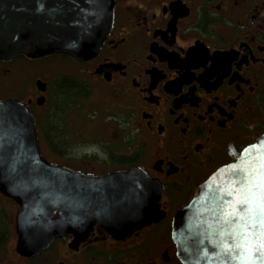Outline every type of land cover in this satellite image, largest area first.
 Returning a JSON list of instances; mask_svg holds the SVG:
<instances>
[{"label":"flooded vegetation","instance_id":"1","mask_svg":"<svg viewBox=\"0 0 264 264\" xmlns=\"http://www.w3.org/2000/svg\"><path fill=\"white\" fill-rule=\"evenodd\" d=\"M54 59L43 78L39 63ZM9 99L34 115L53 163L89 176L143 169L163 188L164 217L126 239L95 229L25 256L18 205L0 192V264H182L175 215L264 136V0H115L94 57L0 60V103ZM48 109L65 124L49 143ZM92 145L107 159L76 155Z\"/></svg>","mask_w":264,"mask_h":264},{"label":"water","instance_id":"2","mask_svg":"<svg viewBox=\"0 0 264 264\" xmlns=\"http://www.w3.org/2000/svg\"><path fill=\"white\" fill-rule=\"evenodd\" d=\"M114 17L115 0H0V60L86 61L101 49ZM37 87L47 91L42 81ZM246 189L264 192V136L175 215L172 237L182 264H264V250H256L264 227L237 203ZM0 192L18 205V251L25 256L59 238L85 241L95 229L126 239L164 217L163 188L141 168L89 176L48 161L35 117L14 99L0 103Z\"/></svg>","mask_w":264,"mask_h":264},{"label":"snow or ice","instance_id":"3","mask_svg":"<svg viewBox=\"0 0 264 264\" xmlns=\"http://www.w3.org/2000/svg\"><path fill=\"white\" fill-rule=\"evenodd\" d=\"M253 187L259 188V185H254ZM240 205H245L243 209L244 216L249 218H254V222L261 224L264 227V221L260 220V215H264V192H261L258 196L254 195L251 189H246L243 191L242 198L237 201ZM255 207H252V205ZM234 215L239 216L240 214L234 212ZM243 219V217H241ZM247 225H241V227H246ZM258 235L264 236V233H259ZM257 251L264 250V241L261 242L260 247L256 249ZM252 250H248L249 257L251 256Z\"/></svg>","mask_w":264,"mask_h":264},{"label":"trees","instance_id":"4","mask_svg":"<svg viewBox=\"0 0 264 264\" xmlns=\"http://www.w3.org/2000/svg\"><path fill=\"white\" fill-rule=\"evenodd\" d=\"M56 121L57 120H53V118L51 119L50 116H47L46 127L43 130V134H44V137H45V141L47 143L50 142V135L49 134L51 132H53V131H56V132L60 133L61 135H64V132H65L64 125L65 124L63 123L62 120H60V122H56ZM58 147H59V149H58V151H56V154L62 155V153H63V151H61L62 148L60 146H58Z\"/></svg>","mask_w":264,"mask_h":264},{"label":"rangeland","instance_id":"5","mask_svg":"<svg viewBox=\"0 0 264 264\" xmlns=\"http://www.w3.org/2000/svg\"><path fill=\"white\" fill-rule=\"evenodd\" d=\"M55 62H56V60L54 59V60H51V61H46V62L44 61V62H40L39 63L40 75H42L43 78H45V79L48 78L47 75L43 76V72L47 69L46 66L47 65H50V66L54 65ZM8 95H9V93H8ZM45 115L46 116L47 115L50 116L51 119L53 118V120H55V118H56L55 115H54V112H52L50 109L45 111ZM56 122H59V121L57 120ZM43 153H44V156L46 157V159H48V160H50L52 162V154H51L50 150L46 149Z\"/></svg>","mask_w":264,"mask_h":264},{"label":"clouds","instance_id":"6","mask_svg":"<svg viewBox=\"0 0 264 264\" xmlns=\"http://www.w3.org/2000/svg\"><path fill=\"white\" fill-rule=\"evenodd\" d=\"M87 154L89 156L95 154L100 159H107V153L104 152L98 145L85 147L82 151L76 153L77 156Z\"/></svg>","mask_w":264,"mask_h":264}]
</instances>
